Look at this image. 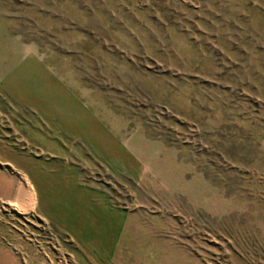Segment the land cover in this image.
<instances>
[{"label": "rangeland", "instance_id": "rangeland-1", "mask_svg": "<svg viewBox=\"0 0 264 264\" xmlns=\"http://www.w3.org/2000/svg\"><path fill=\"white\" fill-rule=\"evenodd\" d=\"M0 27L143 158L116 169L70 129L14 127L0 96V264H264V0H0ZM21 183L46 206L18 210ZM93 190L107 212L84 237L68 219Z\"/></svg>", "mask_w": 264, "mask_h": 264}, {"label": "crops", "instance_id": "crops-1", "mask_svg": "<svg viewBox=\"0 0 264 264\" xmlns=\"http://www.w3.org/2000/svg\"><path fill=\"white\" fill-rule=\"evenodd\" d=\"M1 29L2 27H0V30ZM4 30L5 29H3V31ZM4 33L6 34L2 35L0 33V42H2L5 47H13L9 52L10 65H8L7 68H2V73L0 74V78L4 79V83L0 87V96L5 99L8 98L15 100L17 103L10 104L4 99L1 110L7 112L9 120L11 121L13 126L17 127L16 124H18L20 128L27 129L38 128L42 125H45L44 128L50 127L51 132L58 130L59 128H62L63 130L64 128L67 130L70 129L72 132L74 131L73 133L76 134V136L82 137L83 139L91 141L92 143L95 142L94 144L96 145L94 146L98 149V151H103L102 155L107 156L108 154H113L114 159L118 160L114 165L116 166V169H118L120 166L121 168L127 166V169L136 166L138 168L139 160H142L143 158L139 157L136 153L134 156L131 150H125L123 145L120 147L117 146L116 150L114 139L111 138L112 132H110L104 126L99 125L97 121L98 119L96 120L91 118L90 114H86L85 116L82 109V104L76 102L77 100L75 96H73L72 91H70V89L63 83L60 84L56 76L58 73H52V71L48 72L43 69L40 64L42 63V61H44V59L39 55L33 53V50L35 49L33 48L34 44H24L25 42H20V40L16 36H13L11 34L8 35L6 31ZM64 59L68 61L67 58ZM70 88L73 90L72 87ZM20 132H22V136H25L26 131L24 132L23 130H20ZM85 137H87L88 139H86ZM101 140L106 143H103ZM31 141H34V139H31ZM150 171L155 172V169ZM159 177L160 174L157 172L154 175V181L160 180ZM93 192L94 190L90 192L89 195L85 193H78L75 196L74 207L76 206L79 214L68 219L70 223H76V225L80 228L79 230L83 233L84 237H87L84 234L85 224L89 221V219H91V212L89 211V209L96 206H101L105 209L104 204L106 205V198H104V196L106 195L102 193V196L100 195L101 197L95 196ZM29 193L32 194L34 203L24 211L22 209L26 206L27 194L29 195ZM85 196H87L88 198L92 196L96 200L86 199ZM44 201H46V199L44 200V196L42 195L40 189H37V191L33 193L27 184L25 185V183H21V185L18 186V192L16 195V200L14 201V205L18 210L28 212L34 207L35 202L36 205L40 208L46 206ZM85 208L88 209L89 215L85 216L83 214V210ZM105 211L106 209L104 210V213L107 212ZM117 217L119 218L120 214L119 216L113 215L111 217V223L113 222L115 227L114 230L107 232L105 228L102 227V229L98 230L95 236H99V238L104 239L116 238L117 236H119V230H116V222L118 220ZM57 219L60 218L58 217ZM91 222L93 223L94 221L92 220L88 222V225L86 226L89 227V229L91 227ZM98 227L99 226L96 225L95 228L98 229ZM81 228H83V231L81 230ZM84 254L85 258L81 259L82 262L88 261V263L90 264H100L97 261L105 260L102 257L94 258L90 255V253L85 252ZM92 258H94V260H92ZM123 259L126 261L125 258ZM134 260H137V263H134ZM126 262L128 264H145L137 258L131 259ZM148 264H164V259H156L149 262Z\"/></svg>", "mask_w": 264, "mask_h": 264}, {"label": "bare ground", "instance_id": "bare-ground-1", "mask_svg": "<svg viewBox=\"0 0 264 264\" xmlns=\"http://www.w3.org/2000/svg\"><path fill=\"white\" fill-rule=\"evenodd\" d=\"M26 206L22 209V210H27L31 205H33V198H32V194L29 193V195L27 194V199H26Z\"/></svg>", "mask_w": 264, "mask_h": 264}]
</instances>
